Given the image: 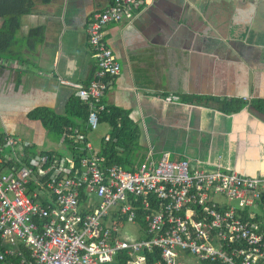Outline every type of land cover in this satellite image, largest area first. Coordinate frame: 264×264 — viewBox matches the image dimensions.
Wrapping results in <instances>:
<instances>
[{
  "label": "crops",
  "instance_id": "1",
  "mask_svg": "<svg viewBox=\"0 0 264 264\" xmlns=\"http://www.w3.org/2000/svg\"><path fill=\"white\" fill-rule=\"evenodd\" d=\"M112 2L33 0L0 58L2 133H19L34 151L70 155L68 139L50 136L29 113H66L79 86L89 84L97 61L87 27ZM133 10L131 19L105 27L121 72L104 102L137 126V158L169 152L207 170L264 174V115L254 106L264 100V0H145ZM35 29L41 39L32 43ZM227 102L244 106L229 112L221 107ZM101 125L109 131L86 130L96 153L93 139L112 132L107 121Z\"/></svg>",
  "mask_w": 264,
  "mask_h": 264
},
{
  "label": "built area",
  "instance_id": "2",
  "mask_svg": "<svg viewBox=\"0 0 264 264\" xmlns=\"http://www.w3.org/2000/svg\"><path fill=\"white\" fill-rule=\"evenodd\" d=\"M144 1L113 0L91 16L97 69L77 89L89 109L86 129L98 128L100 113L110 111L104 97L121 72L105 27L131 19ZM68 128L64 137L89 152L79 161L43 151L27 159L32 144L0 132V262L264 264V218L253 220L264 203V174L207 170L169 152L147 154L127 170L107 164L81 128Z\"/></svg>",
  "mask_w": 264,
  "mask_h": 264
},
{
  "label": "trees",
  "instance_id": "3",
  "mask_svg": "<svg viewBox=\"0 0 264 264\" xmlns=\"http://www.w3.org/2000/svg\"><path fill=\"white\" fill-rule=\"evenodd\" d=\"M46 1V0H44ZM33 7V0H0V19L6 18L5 25L0 28V58L3 56L4 48L9 45V40L15 34L13 31L17 29L19 18L21 15L29 12ZM40 30L35 29L31 32L32 43L40 41L41 36L38 35ZM244 105L231 103H222V109L225 111H238ZM256 110L264 115V100H258L254 103ZM89 109L88 106L81 101L77 96L69 99L66 107V113L59 114L48 107H38L29 113L33 119L41 121L43 126L50 132L58 136L65 133H70L69 128L78 126L82 132L87 133L85 126L87 124ZM121 119L122 123H119ZM127 118V111L121 108L111 107L109 112L103 111L100 113L101 121H107L112 127V132L104 137L101 144V151L99 152L105 159L107 164L117 163L122 165L127 170H133L136 165H140L143 158H137V150L140 147L137 135V126L130 123ZM80 121V122H79ZM91 130V129H90ZM68 149L71 155H74L79 161L82 155H88L89 152H79L77 145L74 144L73 139H68ZM48 153L51 157H58L61 154L57 151L47 150L43 151ZM36 151L29 150L26 152L27 159L34 155ZM138 206V202L136 203ZM253 209V208H252ZM254 221H260L264 218L263 211L255 210ZM140 214H142L140 212ZM244 217H248L247 212L244 211ZM157 258L159 256H156ZM10 257H6V262L9 263ZM12 263L18 264V258H12ZM121 264H125L123 259H120Z\"/></svg>",
  "mask_w": 264,
  "mask_h": 264
},
{
  "label": "rangeland",
  "instance_id": "4",
  "mask_svg": "<svg viewBox=\"0 0 264 264\" xmlns=\"http://www.w3.org/2000/svg\"><path fill=\"white\" fill-rule=\"evenodd\" d=\"M80 122V121H79ZM98 127V130H100L101 129V127H102V129H101V134H105L107 131H109V127H108V125H101V123H100V125L99 126H97ZM100 127V128H99ZM68 128V127H67ZM97 130V131H98ZM0 131L1 132H4L3 130H2V128H0ZM11 132V131H10ZM11 134H14V135H20L19 133H17V132H11ZM54 134V132H52L51 133V135L50 136H52ZM25 140V139H24ZM93 141H94V143L95 144H99V146H101V144H102V142H100L99 143V140H96V139H93ZM61 152V154H64V153H66L65 151H60ZM260 211H263L262 209H264V203H262L261 205H260V207L258 208Z\"/></svg>",
  "mask_w": 264,
  "mask_h": 264
},
{
  "label": "clouds",
  "instance_id": "5",
  "mask_svg": "<svg viewBox=\"0 0 264 264\" xmlns=\"http://www.w3.org/2000/svg\"><path fill=\"white\" fill-rule=\"evenodd\" d=\"M2 133V132H1ZM14 135V134H13ZM17 136V135H16ZM19 137V136H18ZM21 138V137H20ZM21 139H23V138H21ZM24 140V139H23ZM27 141V140H26ZM29 150H32L31 149V147H29L28 149H27V151H29ZM36 152H38V151H36Z\"/></svg>",
  "mask_w": 264,
  "mask_h": 264
}]
</instances>
